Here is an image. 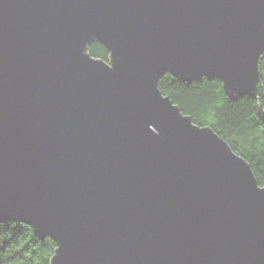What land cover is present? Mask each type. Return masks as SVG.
Segmentation results:
<instances>
[{"label":"water","instance_id":"water-1","mask_svg":"<svg viewBox=\"0 0 264 264\" xmlns=\"http://www.w3.org/2000/svg\"><path fill=\"white\" fill-rule=\"evenodd\" d=\"M263 50L264 0H0V221L50 264H264V186L158 88L255 95Z\"/></svg>","mask_w":264,"mask_h":264},{"label":"trees","instance_id":"trees-1","mask_svg":"<svg viewBox=\"0 0 264 264\" xmlns=\"http://www.w3.org/2000/svg\"><path fill=\"white\" fill-rule=\"evenodd\" d=\"M85 50L109 62L108 48L92 39ZM163 96L169 97L182 115L199 127H209L250 166L259 186H264V125L257 115L264 109V50L258 61L255 95H228L217 78L202 77L188 82L166 71L158 80ZM56 243L38 238L31 225L0 221V264H50Z\"/></svg>","mask_w":264,"mask_h":264},{"label":"bare ground","instance_id":"bare-ground-1","mask_svg":"<svg viewBox=\"0 0 264 264\" xmlns=\"http://www.w3.org/2000/svg\"><path fill=\"white\" fill-rule=\"evenodd\" d=\"M226 143V142H225ZM227 144V143H226ZM227 146H228V144H227ZM231 149V148H230Z\"/></svg>","mask_w":264,"mask_h":264}]
</instances>
